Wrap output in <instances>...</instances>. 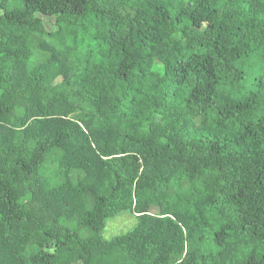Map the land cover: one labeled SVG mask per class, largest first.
<instances>
[{
  "label": "trees",
  "instance_id": "obj_1",
  "mask_svg": "<svg viewBox=\"0 0 264 264\" xmlns=\"http://www.w3.org/2000/svg\"><path fill=\"white\" fill-rule=\"evenodd\" d=\"M39 6L0 0V264H264V0Z\"/></svg>",
  "mask_w": 264,
  "mask_h": 264
},
{
  "label": "rangeland",
  "instance_id": "obj_2",
  "mask_svg": "<svg viewBox=\"0 0 264 264\" xmlns=\"http://www.w3.org/2000/svg\"><path fill=\"white\" fill-rule=\"evenodd\" d=\"M39 1H40L39 10H40V13L43 14L42 18H47V19L52 18L51 15H49V13L47 12V7H46L47 0H39ZM49 20H51V19H49ZM38 25H40V19H38L37 21L34 22V27H37ZM7 37L8 36L6 35V38ZM157 211H158V209H156V208L151 209V212H157ZM123 215H125V214H123ZM123 215L109 221V223H108L109 228H108V232H107L108 234L106 233V230L104 232V235L107 238L112 236L111 234L115 235V233H116V235H117V234L121 233L122 230L128 229V226L131 223V219L128 216L123 217ZM133 221H134V219H133ZM108 225H107V227H108ZM107 227H106V229H107Z\"/></svg>",
  "mask_w": 264,
  "mask_h": 264
}]
</instances>
